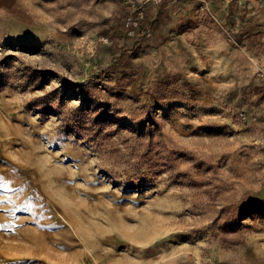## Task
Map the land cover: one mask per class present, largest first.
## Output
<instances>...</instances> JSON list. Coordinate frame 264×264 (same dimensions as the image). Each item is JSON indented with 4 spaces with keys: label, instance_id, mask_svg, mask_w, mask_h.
<instances>
[{
    "label": "rangeland",
    "instance_id": "374dc122",
    "mask_svg": "<svg viewBox=\"0 0 264 264\" xmlns=\"http://www.w3.org/2000/svg\"><path fill=\"white\" fill-rule=\"evenodd\" d=\"M174 1L0 0V264H264V0Z\"/></svg>",
    "mask_w": 264,
    "mask_h": 264
},
{
    "label": "crops",
    "instance_id": "0c3cea01",
    "mask_svg": "<svg viewBox=\"0 0 264 264\" xmlns=\"http://www.w3.org/2000/svg\"><path fill=\"white\" fill-rule=\"evenodd\" d=\"M174 2H175L174 0H166V1H164L162 3L161 7H160L159 15L162 14L164 9H166V14L168 16L170 15L171 17H174V15H177L179 13L178 12L179 9H181L182 7L175 5ZM151 9H153V8L148 9L149 10V12H148L149 14H151ZM218 9L216 7L213 9L214 18H213L212 22L213 21L214 22H221L220 20L225 22L227 20L229 6L227 5L225 7L224 4H223ZM149 14H147V18H148ZM180 14H182L181 11H180ZM177 19L179 20V18H177ZM152 20H155V19H152ZM146 21H148V20H146ZM199 31L203 32L204 34H206L207 40L209 42H211V43L212 42H216L217 44H220V45H222L224 43L223 37L219 33L218 29L215 28V24H213L211 22L210 23L208 22L207 25H205V24L202 25V27L199 29ZM258 36L260 37V39H258V40L259 41H263V39L261 38V35H258ZM252 61H253V65H255V66H257V65L259 66L261 64L263 65V63H264V53H262V55H260V56H256L254 54V57L252 58Z\"/></svg>",
    "mask_w": 264,
    "mask_h": 264
},
{
    "label": "built area",
    "instance_id": "2783aa9c",
    "mask_svg": "<svg viewBox=\"0 0 264 264\" xmlns=\"http://www.w3.org/2000/svg\"><path fill=\"white\" fill-rule=\"evenodd\" d=\"M151 5H159L163 3L165 0H148ZM145 17L144 11H140L138 16L129 15L127 17V26L131 33H134L137 29H139L141 20Z\"/></svg>",
    "mask_w": 264,
    "mask_h": 264
},
{
    "label": "trees",
    "instance_id": "16d2710c",
    "mask_svg": "<svg viewBox=\"0 0 264 264\" xmlns=\"http://www.w3.org/2000/svg\"><path fill=\"white\" fill-rule=\"evenodd\" d=\"M146 16H147V15H146ZM125 30H126L127 35H129V33H130L129 28H126ZM118 36H119V35H118ZM106 37L109 38V35H107Z\"/></svg>",
    "mask_w": 264,
    "mask_h": 264
}]
</instances>
